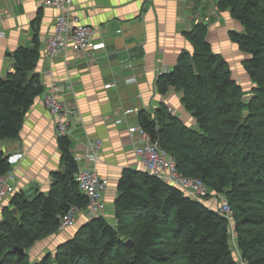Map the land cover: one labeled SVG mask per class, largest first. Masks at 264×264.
<instances>
[{
    "label": "trees",
    "instance_id": "1",
    "mask_svg": "<svg viewBox=\"0 0 264 264\" xmlns=\"http://www.w3.org/2000/svg\"><path fill=\"white\" fill-rule=\"evenodd\" d=\"M217 5L243 26L230 35L248 55L245 69L256 85L255 97L243 103L226 59L212 52L206 27L197 23L188 38L198 70L192 78L185 75L183 52L157 80L162 94L184 84L183 107L195 121L187 124L163 104L153 115L141 110L138 124L174 157L181 173L201 178L210 196L229 200L242 259L264 264V0H217ZM38 50V43L18 47L15 70L0 75V140L18 137L27 111L44 92L35 72ZM58 144L64 169L53 173L50 190L36 191L32 198L15 193L9 207H16L17 215L3 208L0 264H238L228 219L157 176L131 168L118 183L117 226L104 216L90 219L55 253L34 262L27 251H13L16 246L27 250L56 232L72 207L88 205L75 181L79 164L70 137L59 136ZM11 169L10 157L0 151V176ZM133 225L130 235L128 226Z\"/></svg>",
    "mask_w": 264,
    "mask_h": 264
},
{
    "label": "crops",
    "instance_id": "2",
    "mask_svg": "<svg viewBox=\"0 0 264 264\" xmlns=\"http://www.w3.org/2000/svg\"><path fill=\"white\" fill-rule=\"evenodd\" d=\"M47 1L0 0V75L15 70L18 47L38 43L35 72L44 92L57 85L65 105L75 109L70 135L75 158L88 164L90 142H103L95 168L108 184L105 199L110 208L123 171L145 170L129 125L138 122L141 110L153 115L161 105L176 102L173 90L160 93L157 80L174 68L183 52L193 51L188 35L203 13L210 14L207 40L223 56L228 50L238 52L229 32L243 27L229 11L215 12L209 0H199L200 5L198 0H73L74 14L95 31L93 44L82 53L68 50L49 57L46 42L59 11ZM44 92L27 111L18 137L0 140L17 175L14 193L30 198L36 191L48 192L53 173L64 168L56 120L43 104ZM79 218V226L90 220L85 214Z\"/></svg>",
    "mask_w": 264,
    "mask_h": 264
},
{
    "label": "built area",
    "instance_id": "3",
    "mask_svg": "<svg viewBox=\"0 0 264 264\" xmlns=\"http://www.w3.org/2000/svg\"><path fill=\"white\" fill-rule=\"evenodd\" d=\"M47 4L59 11L54 31L47 38V55L59 57L65 55L68 50L74 53H82L88 50L93 44L95 31L92 27L82 24L79 17L74 14L73 0H48ZM111 86L112 84L107 85V87ZM60 95V88L53 85L45 92L43 103L56 120L55 129L57 133L60 136H70L73 132L72 118L75 109L66 106ZM128 129L134 139L135 154L140 158L148 173L181 189L193 200L203 203L206 201V205L217 210L226 219L233 218L234 212L229 200L218 194H214L210 198V190L206 183L199 177L181 173L174 157L160 145L159 141L153 140L149 132L138 122L130 124ZM102 144L101 139H94L90 142L87 151L88 164H81L80 158L76 159L79 167L75 173V181L81 193L88 198V205L85 210L90 219L103 216L107 209L105 195L108 185L95 168ZM16 181L17 175L14 169L0 176V209L5 206L8 198L14 195ZM6 198L7 200L4 202ZM211 199L218 201L216 208L210 202ZM78 210V207H72L63 215L59 228L72 226L75 221V213ZM235 248L238 250L236 244ZM239 264L248 263L240 256Z\"/></svg>",
    "mask_w": 264,
    "mask_h": 264
},
{
    "label": "rangeland",
    "instance_id": "4",
    "mask_svg": "<svg viewBox=\"0 0 264 264\" xmlns=\"http://www.w3.org/2000/svg\"><path fill=\"white\" fill-rule=\"evenodd\" d=\"M209 1H212L214 3L213 9L215 10V12H216V10L221 12V10L219 9V7L217 5V0H209ZM198 5H200V1L199 0H198ZM224 11H229L230 12V10H227V9H225ZM203 14L205 16L202 15V19H200L201 21H199V24L204 25L206 27V34H205L204 37L207 40L208 29H209V24L207 22L209 20H206V19L209 18L210 14L208 12H205ZM230 15H231V13H230ZM231 31H236V30H231ZM231 31L229 32V38L234 43V45H237L233 41V39H232V37L230 35ZM236 47L238 48V52L237 53L236 52L234 53V52H231V50L230 51L228 50L229 53H227L225 56L221 55L220 53L219 54L215 53L212 50V47H211V50L215 54L221 55L224 58L226 57L225 59H226L227 64H228V68L230 69V73H231L232 77L237 81L238 85L240 86V90H241L240 91V93H241L240 97H241V99H243L244 95L255 94L256 93V91H255V89H256L255 86L256 85L250 79V77H249V75H248V73H247V71L245 69L246 59L248 58L247 53L240 51L238 45ZM185 53H187V56H186L187 59H185L183 61L182 67L184 69H186L185 72H184L185 75L187 77L192 78L191 72L193 73L194 71L198 70V66H196V61L193 59L194 46H193V51L192 52H185ZM179 87H181L182 89L179 88ZM179 87H177L176 89L175 88L171 89V90H173V93H175L174 96H176L177 100L173 104L170 103L171 105H169V106L166 105L167 106V112L171 113L173 115H179V116L181 115V116H183L182 117L183 120L186 121L187 124H189L192 121H195L194 118H193L194 116L191 113L190 114L187 113L188 111H185L186 109L184 110V107H183L184 105H183V102H182V96H183V91H184V87L185 86H184V84L181 83ZM45 92H44V94H45ZM44 94H43V98H44ZM196 125L197 124H193L192 126H196ZM68 137H70V136H68ZM0 151H2L5 154V152L3 150L0 149ZM5 156H8V155L5 154ZM139 160H140V158H139ZM62 166H64V165H62ZM12 169H14V168L12 167ZM58 171H61V170H58ZM142 171H146L147 172L146 169L142 170ZM15 184H16V182H15ZM13 196L8 198V199H10L9 204L4 206L3 207L4 209L6 207L11 208V209L13 208V206L9 207L10 206V202H11V198ZM210 198H211V196H210ZM6 200H7V198L4 200V202ZM205 203H206V201H205ZM217 203H218V201L213 205L214 208L217 207V205H218ZM3 208L0 209V215H2V217H3ZM84 214L86 216H88L87 213H86L85 208L84 209L83 208H79V210L75 213V217H74L75 221H74V224L72 226L69 225V226H64L63 228H59L56 232L44 237L41 240L35 241L34 244L30 248H28L26 250L27 253H28V259L31 262H34V261H38L42 257L46 256L48 253H50V254L51 253H55L56 249L58 248V246L61 243H63L64 241H66L67 239H69V238H71V237H73L75 235L77 229L80 227L79 226L80 224H78V222L80 220L79 217H81V215H84ZM103 216L108 220L109 223L117 226V220H116V217H115V202H114V206H110V208L109 207L107 208V210L104 212ZM2 217L0 216L1 219H2ZM228 221H229L230 227H231V229L233 231L234 228H235L234 216H233V218L231 217ZM138 230H140V228ZM133 232H134V225L133 226H128V234L131 235ZM235 244H236L235 235L234 236L232 235L231 236V246H232V248L235 251L234 254H235V257L237 258L238 264H239V259H240L241 253L238 252V250H236Z\"/></svg>",
    "mask_w": 264,
    "mask_h": 264
},
{
    "label": "water",
    "instance_id": "5",
    "mask_svg": "<svg viewBox=\"0 0 264 264\" xmlns=\"http://www.w3.org/2000/svg\"><path fill=\"white\" fill-rule=\"evenodd\" d=\"M255 95H256V94H247V95H244V96H243V99H242L243 103H244V104H249V103H251V101H252V99L255 97ZM11 211L13 212L14 215H17V214H18V210H17L16 207H13V208L11 209ZM127 244H128L131 248L134 246V242L132 241V239H128V240H127ZM13 251H16V252H19V253H25V252H26V250H25L24 248H22V247H17V246L13 248Z\"/></svg>",
    "mask_w": 264,
    "mask_h": 264
}]
</instances>
